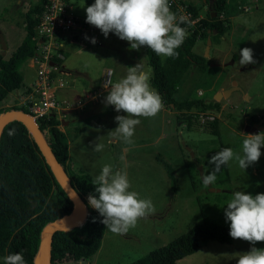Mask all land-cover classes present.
<instances>
[{
    "label": "rangeland",
    "instance_id": "1",
    "mask_svg": "<svg viewBox=\"0 0 264 264\" xmlns=\"http://www.w3.org/2000/svg\"><path fill=\"white\" fill-rule=\"evenodd\" d=\"M35 1L0 0V53L5 58L21 43L25 35V14ZM64 1L73 15L86 16L85 8L88 4L85 0ZM226 1L225 14H219L222 17L218 18L229 26L228 31L223 39L221 37L212 44L213 50L220 51L215 52L212 59L226 63V67L223 68L221 64L207 74L193 69L182 78L175 97L180 100L201 97L210 99L218 87L219 91L229 87V80L232 78L239 88L231 91L228 97L220 99V112H178L163 104L162 110L155 117H139L140 124L135 127L133 144L130 145L112 134L118 124L115 116L126 115L122 110L118 113L113 106H105L103 102V110L108 109V116L104 112L101 114L100 109L94 117L82 115L80 120L84 123L88 121L86 125L102 119L103 131L102 135L85 131L79 139H74L72 133L69 134L70 169L77 171L80 167L92 177L100 173L104 164L112 165L114 170L126 169L131 183L130 190L137 191L140 198H150L155 212L139 219L136 226L129 228L126 233H113L105 225L101 248L89 259L53 264H128L167 245L200 223L204 217L228 225L224 208L235 191L242 190L252 195L264 193V146L260 149L259 160L245 170L232 160L216 172L217 179L212 185H205L202 180L204 175L213 170V165L209 163L210 157L226 147L242 154L244 134H252L244 130L245 124L252 122L251 117H264V0ZM244 47L253 50L255 63L243 66L238 64L240 49ZM110 48V43L106 41L101 47L92 46L87 53H76V57L72 55L67 60L83 63L86 70V63L91 61L94 67L89 69L97 71L96 63L104 59V51ZM134 51L138 53L143 69L152 75L146 48ZM201 51L202 42H195L192 52L201 54ZM52 53H55L54 49ZM160 58L164 62L167 57ZM214 62L216 63L215 60ZM110 64L115 69L114 83L125 75L119 62L111 60ZM31 68L25 63L19 67L24 76V84L29 83L30 86L36 79V70L32 68L31 71ZM21 89L16 91L20 93ZM244 93L247 94L245 97ZM19 102L16 92L12 91L0 104V109L9 106L8 104L22 106ZM200 112H214L216 118L200 125L196 120V114ZM189 116L190 127L186 120ZM105 117L108 118L107 121L103 119ZM106 132L109 139L107 144ZM96 143L103 144L104 149L94 151L93 145ZM126 147V150H122ZM159 154L175 169L178 180L175 193L163 165L156 159ZM83 199H87V195ZM87 207L89 212L93 208L88 204ZM251 246L253 245L249 242L240 239H234L231 244L208 241L197 252L175 264H235V259L228 260L225 254L245 252ZM254 246L264 248V242H257Z\"/></svg>",
    "mask_w": 264,
    "mask_h": 264
},
{
    "label": "trees",
    "instance_id": "2",
    "mask_svg": "<svg viewBox=\"0 0 264 264\" xmlns=\"http://www.w3.org/2000/svg\"><path fill=\"white\" fill-rule=\"evenodd\" d=\"M85 1L88 5L94 3V0ZM47 2L48 0H36L28 7L24 18L25 35L21 43L8 58L0 53V104L12 91L23 86L19 67L37 53L36 27ZM205 5L209 7L206 17L188 29L189 35L176 50L179 53L178 58L167 57L162 62L160 56L145 47L147 62L152 70L151 87L161 95L164 105L178 112L221 111V102L213 97L184 100L175 97L182 78L190 71L195 69L200 73L209 72V59L192 52L197 38H204L215 30V34L211 35L213 42L224 37L228 31L229 26L218 18L219 14L224 13L226 0H205ZM189 7L193 16L197 17L196 7L191 3ZM212 13L215 15L212 16ZM52 60L56 63L55 59ZM218 90L219 87L213 94ZM14 111L30 114L23 106L9 105L0 109V117ZM186 118L190 127V116ZM250 120L258 121L257 117H251ZM58 125L59 121L55 117L38 122L40 130L48 127V145L77 194L81 198L90 193L96 195L95 186L91 183L94 177L83 170L73 171L68 166V142ZM10 129H15L12 136L8 134ZM156 159L163 165L175 193L178 189L175 169L161 154ZM72 208V200L59 185L25 124L19 120L6 123L0 134V264H4L5 256L16 252H22L26 264H36L43 228L69 214ZM102 219L97 210L92 209L89 212L87 209L80 223L66 230L56 231L51 243L50 264L89 259L95 255L105 232ZM228 233L227 223L204 217L200 223L167 245L158 247L128 264H175L176 261L197 252L208 241L231 244L234 239Z\"/></svg>",
    "mask_w": 264,
    "mask_h": 264
},
{
    "label": "clouds",
    "instance_id": "3",
    "mask_svg": "<svg viewBox=\"0 0 264 264\" xmlns=\"http://www.w3.org/2000/svg\"><path fill=\"white\" fill-rule=\"evenodd\" d=\"M86 23L98 28L107 38L109 32L128 41L131 49L139 51L141 47L151 49L157 56L178 58L176 51L189 35L185 27H193L187 15L177 17L171 11L169 0H94L85 8ZM90 42L95 44V37ZM255 63L253 50L240 49L239 65ZM151 74L140 63L127 67L124 77L114 82L104 98L105 106L111 105L117 115V127L112 133L126 144H133L135 127L140 124L139 117H155L163 108V100L156 89L150 85ZM9 136L15 129L9 130ZM242 154L226 147L209 159L213 170L202 177L205 185H212L221 167L235 160L245 170L257 162L264 146V132L244 134ZM104 145L96 143L93 150L100 152ZM96 195L89 194L88 202L98 211L102 223L113 233H126L135 227L138 220L155 212L150 198H140L131 183L126 169L114 170L112 165L104 164L100 173L91 182ZM224 216L229 225V236L249 242L250 249L245 252L225 254L235 264H264V248H257V242H264V193L252 195L242 190L235 191L224 208ZM4 264H26L22 252L4 257Z\"/></svg>",
    "mask_w": 264,
    "mask_h": 264
},
{
    "label": "crops",
    "instance_id": "4",
    "mask_svg": "<svg viewBox=\"0 0 264 264\" xmlns=\"http://www.w3.org/2000/svg\"><path fill=\"white\" fill-rule=\"evenodd\" d=\"M183 1L188 3V5L191 3L196 7L198 18L204 19L206 17L209 7L205 5V0H183ZM226 4H227V1H226ZM225 9H226V5H225ZM171 11L174 12L172 9ZM223 14H225V10ZM181 27H184V25ZM187 31L189 33V30ZM207 31L209 33V30ZM215 32H216L215 30H212L211 33L208 34L206 37L202 38L199 36L197 38L196 42L197 41L202 42V51H201L202 53L198 55L204 56L205 47H206V39L208 36L212 38L211 35L215 34ZM98 36L100 39V44H83L82 42L78 40L76 36H72L70 34H64V35H61L59 39L60 45L57 48H54L55 53L53 54L54 56L52 57V59H55L56 63L52 60V64L55 67V74L58 77H62L65 82V86L57 90V96L60 100H64L67 102V104L63 107V109H61L60 114L58 115V119H60L58 120L60 121V124L58 125V127L60 128V130L63 131L65 138L68 142V147L70 146L69 142H71L70 136H69V134L71 133L74 139L81 138L82 133L85 131H93L96 135L98 134L102 135V131H103L102 126H101L102 119L96 121L92 125H86L88 121L84 123V121H81L80 118L84 114L90 117H94L96 116L98 109H100L101 114H103L104 112L105 116H108L109 114L108 109L106 108L105 110H103L102 103L104 102V98L106 97L107 92L110 86L112 85L114 81V77H115V69L113 65L110 64L111 60L115 62L117 61L121 64L122 66L121 68H122L124 75H126L127 73V67L134 66L135 64L139 63L138 53L134 51V49L130 48L128 41L120 39L112 32H109L107 38H105V36L101 32H98ZM106 41L107 43H110L111 48L105 50L104 56H103L104 59L101 60V62L96 63L95 66L97 67V71L94 70L92 72L89 69V68L94 67V64H92L91 61L90 62L88 61L89 63L88 62L86 63L88 67V70H86L83 63L81 64L80 62H73L72 59L67 60L68 57L72 58V55L76 57L77 56L75 55L76 53L78 55H83L87 53L89 48H91L92 46L101 47ZM213 43L214 41L212 42V39H211V45L208 51V54L209 52L210 54H209V57H207L210 62L208 71H213L214 68L220 67L222 64V62L219 61L218 59H212V56L215 52L220 53L218 49H215V50L212 49ZM93 51H91V54H93ZM210 58L212 60H210ZM214 60L216 61V63L214 62ZM24 63L29 69L31 68L29 59ZM222 65L224 66L223 68L226 67V63ZM107 70H112V74H111L109 86L105 87L102 85L101 79H102V75ZM31 71H32V68H31ZM19 72L23 79V86L21 87L22 89L20 90V93L18 92L19 90L18 91L15 90V92H16V96L21 102L24 96H26L30 92L32 85L30 86L29 83L27 85L24 84L23 73L20 69H19ZM233 80H234L233 78L229 80L231 82V85H232ZM231 85H229V87ZM219 90L217 92H219ZM246 95L247 94L244 93V97ZM213 99H214V96H213ZM103 119L107 121L108 118L105 117ZM258 121H255V122L253 121V124L258 123ZM258 124L264 125L263 123H258ZM262 131L264 130H261L259 132H262ZM105 138H106L105 143L107 144L109 142L108 132L105 133ZM126 149L127 147L122 148V150H126ZM69 155H71L70 150H69ZM70 161L71 159L69 158V163H68L69 167H70ZM77 170H83V169L79 167V169ZM82 260L84 259L78 260V262Z\"/></svg>",
    "mask_w": 264,
    "mask_h": 264
},
{
    "label": "built area",
    "instance_id": "5",
    "mask_svg": "<svg viewBox=\"0 0 264 264\" xmlns=\"http://www.w3.org/2000/svg\"><path fill=\"white\" fill-rule=\"evenodd\" d=\"M171 9L177 17L187 15L195 25L200 18L194 17L188 3L183 0H169ZM244 10L247 8L244 7ZM222 17L221 15H219ZM184 27L188 30L187 24ZM37 53L32 56L30 67L36 70V79L33 82L30 92L24 96L21 105L29 111V115L38 123L40 120L55 117L58 119L61 109L67 104L57 96V90L65 86L62 77L55 74V67L52 64V49L57 48L61 35L70 34L76 36L83 44H93L85 36L95 37L96 43L100 44L98 32H101L93 25L86 23V16L79 17L70 12V7L64 0H48L39 16L37 24ZM112 70H107L102 75V85L109 86ZM214 112H200L196 114V120L200 125L215 120ZM60 124V121H59ZM48 139V127L42 130ZM86 203L88 202V195ZM92 208V207H91ZM94 209V208H92Z\"/></svg>",
    "mask_w": 264,
    "mask_h": 264
},
{
    "label": "water",
    "instance_id": "6",
    "mask_svg": "<svg viewBox=\"0 0 264 264\" xmlns=\"http://www.w3.org/2000/svg\"><path fill=\"white\" fill-rule=\"evenodd\" d=\"M212 16H214V13H212ZM210 45L211 38L210 36H208L206 39V47L204 53L205 57H207L208 55ZM237 88L238 87L236 86V82L233 80L232 85L229 88L223 91L216 92L214 94V99L216 101H220L222 97H228L231 91L236 90ZM12 120H19L25 124L29 132L32 134L34 141L37 144L42 155L44 156L46 162L50 166L51 171L58 181L59 185L63 188V190L73 202V208L69 214L64 215L62 218L47 224L41 232L36 264H50V250L54 233L56 231L66 230L80 223L85 217L87 211V203L75 191L67 173L61 167L54 153L50 149L48 145V139L44 136L42 130H40L38 123L29 114L22 111H14L3 114L0 117V134L3 126ZM244 130L252 134H256L259 131L264 130V125H260L258 123H254L252 125L246 124L244 126Z\"/></svg>",
    "mask_w": 264,
    "mask_h": 264
},
{
    "label": "flooded vegetation",
    "instance_id": "7",
    "mask_svg": "<svg viewBox=\"0 0 264 264\" xmlns=\"http://www.w3.org/2000/svg\"><path fill=\"white\" fill-rule=\"evenodd\" d=\"M264 117H260V118H257L258 123H263L264 124V121H263ZM250 124H253V122H251Z\"/></svg>",
    "mask_w": 264,
    "mask_h": 264
}]
</instances>
